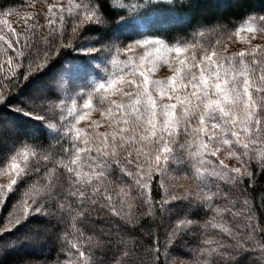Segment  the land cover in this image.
Returning a JSON list of instances; mask_svg holds the SVG:
<instances>
[{"label":"snow or ice","instance_id":"6c2138e0","mask_svg":"<svg viewBox=\"0 0 264 264\" xmlns=\"http://www.w3.org/2000/svg\"><path fill=\"white\" fill-rule=\"evenodd\" d=\"M104 4L45 0L39 11L23 14L19 31L0 18V71L7 66L8 85L16 89L73 48L87 25L110 28L134 18L142 26L155 0H133L111 16ZM157 13H147L148 19ZM245 32L250 36H241ZM257 35L264 40V14L249 16L234 32L223 29L224 39L239 37L247 45L233 53L220 39L206 47L148 37L81 49L108 54L113 71L105 69L104 81L87 92L82 108L72 100L71 120L57 129L61 135L54 145L21 140L18 150L14 146L6 167L9 183L0 185V208L14 186L26 184L27 190L0 223V236L40 213L56 224L37 227L45 234L62 231L60 253L68 256L61 260L58 254L44 264H170L175 246L189 233L205 237L195 264H241V258L243 264H264V192L256 195L264 187V44L252 43ZM160 64L172 75L153 79ZM8 85L0 84V104L12 93ZM64 104L60 99L61 110ZM51 105L52 98L42 94L8 106L48 125ZM94 109L105 119L78 127ZM101 123L106 131L98 130ZM177 147L186 149L193 169L183 176L192 183L182 191L166 183ZM199 209H206L202 222ZM146 219L154 231L145 230ZM14 243L0 241V256Z\"/></svg>","mask_w":264,"mask_h":264},{"label":"trees","instance_id":"16d2710c","mask_svg":"<svg viewBox=\"0 0 264 264\" xmlns=\"http://www.w3.org/2000/svg\"><path fill=\"white\" fill-rule=\"evenodd\" d=\"M25 0H0V15L14 7H17L24 3ZM155 0L150 8L145 9V17L147 13L152 11H164L171 10L179 15L187 18V24L182 30L177 29L179 34H183L182 40L184 42H197L202 44L200 38L202 36L197 35V31L201 30L205 33H209L208 29L218 30L226 28L229 32L236 28L237 24L244 21L248 14L250 13H264V0ZM133 0H105L104 10L111 16L113 15L121 5H127L132 3ZM132 19V18H129ZM199 19L203 22L198 23ZM42 20V19H41ZM223 26V28L221 27ZM71 24L68 25L67 34L70 35ZM181 29V28H180ZM116 32V26L108 28L107 25L91 24L85 27V30L80 33V38L75 39L74 43H77L73 48L65 49L61 55L56 56L53 60L40 72L35 73L29 79L21 81V84L16 89H12L11 85H8V80L12 79L8 73L7 66L0 71V84L8 85L11 95L5 104H0V120L3 118L12 121L14 128L16 129L17 140L8 148L6 151L2 146V138L7 135L6 132L0 133V169H4L7 166V160L10 156L14 154V146L18 150L20 147L19 141H24L28 144L39 143L47 148L49 145H54L55 141L50 139L47 133V127L44 121L36 120L30 116H25L22 113L13 111L10 104H20L25 98L30 97L29 90L34 84L54 82V76L61 68L64 67V63L67 60L75 61H96L97 56L85 55L80 53L78 46L85 43L84 38L97 37L100 38L98 42L100 44L108 41V38ZM83 40V41H82ZM85 40V41H84ZM88 44V42H87ZM99 44V43H97ZM203 45V44H202ZM11 54V53H10ZM17 72L23 71V69H17ZM7 77V79H5ZM55 84V83H53ZM56 86V85H55ZM54 87V86H53ZM53 90H47L46 95L52 98V105L47 113L48 121L53 123L63 122V110L59 107L60 96L59 92ZM2 121H0L1 123ZM28 129L34 131L30 133ZM37 129V130H36ZM29 136L33 138H28ZM66 140V138H65ZM67 146V143H65ZM186 162H188V157H186ZM34 162V161H33ZM189 163V162H188ZM190 165V164H189ZM171 166V165H170ZM171 170H173L171 166ZM184 174H190L193 169L189 166L184 168ZM125 180L129 178L125 177ZM264 184V182H261ZM27 190V185L20 184L16 186L14 191L9 194V197L4 204L1 215L5 217L9 211H12L14 205H16L24 197V193ZM227 191L228 189L225 188ZM161 194H162V190ZM261 192H264V187H258L256 195L259 196ZM156 189L154 185L153 196L155 197ZM114 198H115V194ZM183 202H175L177 206ZM206 209L197 210V219L203 221L206 218ZM3 219H0V223H3ZM145 225V230H155V227L147 222L146 220L141 221ZM56 224L54 219H51L40 213L33 214L19 225L13 228L10 232H6L3 236H0V241H18V243L11 244L7 251L0 256V264H25V262H31V264H44L45 261L54 262L57 259V255L61 260L68 259L67 253H60V248L63 239V232L59 231L58 228H52L51 232L45 234L38 225H44L47 227H52ZM62 227V226H61ZM31 233H27V231ZM33 231V232H32ZM26 236H35L33 239H24ZM43 236L44 238H39ZM71 239V237H69ZM205 239L202 235L187 234L181 243L175 246V250L172 252L170 258V264H172L173 259L177 258L179 262L184 261L185 264H195L198 253L197 248L203 246V240ZM143 243H147L146 240ZM37 244H40L37 247ZM36 245V246H35ZM24 246L26 249L17 250L18 247ZM38 248V249H37ZM40 249V250H39ZM185 252L182 253V250ZM145 261L148 259L147 253L142 254ZM174 259V260H175ZM241 264H243V258H241Z\"/></svg>","mask_w":264,"mask_h":264},{"label":"rangeland","instance_id":"374dc122","mask_svg":"<svg viewBox=\"0 0 264 264\" xmlns=\"http://www.w3.org/2000/svg\"><path fill=\"white\" fill-rule=\"evenodd\" d=\"M219 1L220 0H217L216 2L219 3ZM54 2L66 3L67 0H47V3H54ZM44 3H45V0H25L24 3H22L21 5L4 11L0 15V18L7 19L9 23L19 31L21 27L23 26V20H24L23 14L25 12L35 13L39 11L43 7ZM157 12L158 13H157V17L155 20H149L148 16H146L145 23L142 26L137 24L134 18L128 19L127 21L117 24L116 32L112 34L111 37L108 38V41L115 38L124 43H130L134 40L143 39L145 37H148V38H156V39L163 40L165 43L169 45H174L176 43H183L184 42L182 40L183 34H179L178 33L179 31H177V29L182 30V28H185V25L187 24V21H188L187 18L171 10H164V11H157ZM256 15H259V14L254 12V13L248 14V17L256 16ZM248 17L244 21L240 22V24H237L236 28L231 32H234L237 28L240 27V25L244 24L248 20ZM173 19H176L179 22L170 23L169 21ZM43 22L44 21L42 19L41 23ZM202 22L203 20L199 19L198 23L201 24ZM241 36L249 37L250 34L245 32V33H241ZM84 39L86 40V42L78 46V49H79L78 51L85 55L97 56L96 61L85 62V61L67 60L64 63V67L61 68L60 71L57 72L56 75L54 76V82H48V83L46 82L44 84L40 82L39 84H34L33 87L29 90L30 97H36L42 94H46L47 90L51 91L53 90V88H56L55 91L59 92L60 99H63L65 101V104H64L65 110L63 113V117H62L64 121L60 123L47 122L48 125L52 127H48V125L45 123L47 127L48 136L50 139H53V140L61 135V133L57 129H61L62 131V125H66L71 120V117L69 116V109L72 107V103H71L72 100L77 101V105H76L77 109L82 108L83 101L86 98L87 92L90 91L97 83L104 81L106 77L105 69L106 68L108 69V74H110L113 71L110 65L109 58L106 57V55L108 54L90 53V52L81 50V49H87L91 47H100L101 44L98 41H100L101 39L97 37H88ZM218 39L222 40L227 45V50L229 53L238 52L242 48L247 47V45L239 37H235L233 39H224L223 29L221 28L220 29L218 28V30L211 31L209 33H205L200 38V40L202 41L201 43L206 47L214 46ZM252 43L253 44L255 43L264 44V40L260 39L259 36L257 35L255 39H252ZM114 54H115V50L113 49L112 55ZM123 58L125 57L122 55L121 59ZM2 59L3 58L0 57V60ZM170 75H172V72L169 66L167 64H160L158 65L156 71L152 74V78L153 79H166ZM117 99H119V97H117ZM104 119L105 117L103 116V113L101 111L94 109L90 113L89 117H87L83 121H80L77 126L81 128H87L92 121H97V120L103 121ZM0 121H2L0 123V133L1 132L7 133V135L2 138V146L4 150L6 151V149H8L17 140L16 133H15L17 131L14 128L13 123L10 120V118L9 119L3 118ZM10 124H11V127L9 126ZM28 130L30 133H34L33 130L31 129H28ZM98 130L106 131L107 124L101 123ZM180 142H184L183 134H182ZM181 152H183V156H180ZM176 153H177V158L171 161L170 165L172 166L173 170H171V166H170L168 177H166V183L173 186L177 191H182L184 187H188L189 184L192 183V181L183 178V176L185 175L184 168H187L189 166L191 167V163L189 159H188L189 163L186 162V160H184L187 157L186 149H180L179 147H177ZM226 163L230 164L231 166H239L235 159H226ZM8 183H9V175L6 172V168L4 169L1 168L0 169V185L7 186ZM15 187L16 186H14V189ZM1 210L2 208H0V213H1ZM5 217H3L0 214V219H3V221ZM29 232L31 233V231L28 230L27 233ZM39 246L40 244H37V247ZM24 249H26L24 246L17 248V250H22V251ZM185 250L187 249L182 250V253L185 252ZM174 259H173L174 264H185L184 261L179 262L177 258L175 260Z\"/></svg>","mask_w":264,"mask_h":264}]
</instances>
